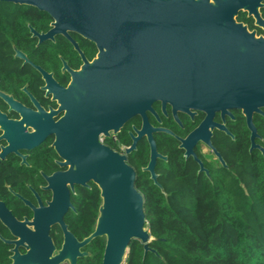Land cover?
<instances>
[{
  "label": "water",
  "instance_id": "95a60500",
  "mask_svg": "<svg viewBox=\"0 0 264 264\" xmlns=\"http://www.w3.org/2000/svg\"><path fill=\"white\" fill-rule=\"evenodd\" d=\"M36 7L53 19L47 33L30 31L40 40L56 33L68 36L77 32L93 40L98 56L79 70H71L72 81L60 93L69 106L63 122L73 126L66 139L65 153L70 168L61 175L72 184H97L101 204L95 228L79 241L63 221L70 205L61 198L54 200L38 220L34 231L10 214H0L12 233L21 238L9 241L10 264H77L79 257L89 255L80 249L96 237H105L101 264H124L132 240L143 244L145 252L153 250V236L148 227L144 195L137 186V175L126 157L99 143L98 136L110 130L117 132L134 115L143 118L138 138L146 136L151 147L146 170L162 189L153 168L157 158L166 157L156 149L153 132L169 129L152 126L147 112L160 120L153 103L160 101L163 111L170 104L178 113L194 116L205 113L204 119L186 137L177 136L185 156H193L201 171H208L196 156L193 147L203 141L225 162L213 146L214 129L233 137L225 122L214 121L220 112L233 117L231 110H240L250 131V150L264 147L254 124V114L264 115V37L256 36L236 22L226 0H0ZM15 49V56L27 60ZM44 75L45 72L37 67ZM55 89L57 85H55ZM0 96H9L0 91ZM70 102V105H69ZM59 223L64 231L61 248L55 246L49 231ZM23 233V234H21ZM27 239L28 252L20 254L17 246Z\"/></svg>",
  "mask_w": 264,
  "mask_h": 264
},
{
  "label": "flooded vegetation",
  "instance_id": "af4514ba",
  "mask_svg": "<svg viewBox=\"0 0 264 264\" xmlns=\"http://www.w3.org/2000/svg\"><path fill=\"white\" fill-rule=\"evenodd\" d=\"M226 1L229 2L232 10H235L236 22L243 24L256 36L264 37V0ZM52 21L50 16L46 28L40 30L30 23L28 27L31 25L37 32L47 33L52 28ZM29 32L30 39L34 41L32 50L25 52L17 48L25 53L27 60L18 57L20 63L16 80L0 87V91L9 96L8 98L0 96V214H10L15 220L24 222L28 229L34 231L35 225L45 214L46 209L60 197L62 205L65 203L64 200L70 203L63 214V221L67 229L79 241H82L94 230L98 211L93 230L86 233L83 228L84 221L80 218L79 207L88 199L94 185L97 188L98 186L93 181H88L85 185L72 184L61 176L70 168L65 153L68 150L66 139L69 138L73 126H68L62 120L69 106L60 90L69 87L72 81L71 70H79L85 63L92 62L98 56L99 48L93 40L74 31H68L69 37L56 33L52 38L43 40L34 36L30 27ZM14 57H16L15 52ZM37 67L41 68L45 75ZM55 85L59 89H55ZM153 108L160 120L148 111L149 123L154 127L166 128L173 132V134L163 131L153 132L157 151L166 157L156 160L153 170L157 177L160 175L157 170L159 161H167V155L158 149L159 134L174 137L183 158L192 159L198 165V172H204L207 175L205 171L200 170L201 166L193 156H185V149L180 147V141L177 138V136L186 137L204 119L205 113L196 111L194 116H190L179 112V121H177L170 104L166 105V112L163 111L160 101L154 102ZM235 110L237 109L231 110L233 117L225 115L224 120L220 112H217L214 121H224L231 132L229 124L235 120ZM164 118L172 122L174 127L166 126ZM142 125L143 118L140 115H134L117 132L110 130L108 134L101 132L98 136L99 143L126 157L127 163L134 168L137 179L139 175H149V178L151 175V172L145 169L151 155L147 137L138 138L135 146L128 150L133 145L134 137L138 136L137 130L141 129ZM219 133L226 134L222 130L214 129L211 142L215 148L214 140ZM231 138L233 139L234 135ZM193 149L203 167L208 171V175L209 165L213 163L222 165L213 150L203 141L197 142ZM216 150L218 151L217 148ZM219 154L221 155L220 152ZM145 155L146 161L143 159ZM221 157L224 160L222 155ZM1 217L0 243L5 245L10 259L16 244L9 241H16L21 237L14 235ZM49 235L55 246L54 255L64 241L61 225L52 224ZM102 238L105 239L104 236ZM91 241L80 249L89 252V255L79 257L77 264H82L86 258L93 256L89 250ZM26 244L28 240L23 238L22 243L17 246L22 255L28 252ZM64 263L68 264V262Z\"/></svg>",
  "mask_w": 264,
  "mask_h": 264
},
{
  "label": "trees",
  "instance_id": "16d2710c",
  "mask_svg": "<svg viewBox=\"0 0 264 264\" xmlns=\"http://www.w3.org/2000/svg\"><path fill=\"white\" fill-rule=\"evenodd\" d=\"M49 20L36 7L0 1V87L18 76L14 46L32 50L28 23L40 30ZM234 114L229 124L234 138L219 133L214 140L226 166L209 165V175L183 158L174 137L159 134L158 149L167 155L157 167L164 191L149 175L137 179L153 250L145 252L142 243L132 240L124 264H264V156L259 149L250 150L245 118L240 110ZM253 121L256 141L264 147V115L254 114ZM164 124L174 127L166 118ZM100 202L94 185L79 207L86 233L93 230ZM104 247V238L93 239V256L82 264H101ZM8 254L0 243V264L10 263Z\"/></svg>",
  "mask_w": 264,
  "mask_h": 264
},
{
  "label": "rangeland",
  "instance_id": "374dc122",
  "mask_svg": "<svg viewBox=\"0 0 264 264\" xmlns=\"http://www.w3.org/2000/svg\"><path fill=\"white\" fill-rule=\"evenodd\" d=\"M65 264V263H64Z\"/></svg>",
  "mask_w": 264,
  "mask_h": 264
}]
</instances>
